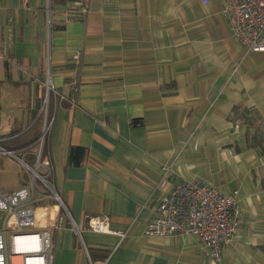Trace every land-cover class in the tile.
Returning a JSON list of instances; mask_svg holds the SVG:
<instances>
[{"label": "crops", "instance_id": "1", "mask_svg": "<svg viewBox=\"0 0 264 264\" xmlns=\"http://www.w3.org/2000/svg\"><path fill=\"white\" fill-rule=\"evenodd\" d=\"M77 1L0 0V148L45 122L48 76L75 96L74 107L48 102L46 181L64 217L50 230L53 264H210L196 237L144 235L182 180L237 192L242 224L220 264H264L263 158L228 119L246 107L264 120V53L237 41L222 0H85L87 14L74 18ZM36 147L0 155L1 194L28 185L23 165L35 168ZM72 147L84 150L79 165L69 164ZM102 216L112 233L88 229Z\"/></svg>", "mask_w": 264, "mask_h": 264}, {"label": "built area", "instance_id": "2", "mask_svg": "<svg viewBox=\"0 0 264 264\" xmlns=\"http://www.w3.org/2000/svg\"><path fill=\"white\" fill-rule=\"evenodd\" d=\"M222 1L237 41L249 52L264 53V0ZM76 5L78 14L71 16L84 18L88 11L86 1L78 0ZM80 57L77 54L73 59L77 68ZM43 87L45 122L38 141L40 152L36 156L35 168L28 167L33 176L26 187L9 194L0 193V264H53L55 245L50 230L59 232L64 224V217L60 213V209H63L61 200L46 181L51 172V163L47 156L42 158L41 153L50 126L46 115L50 96L57 104L68 102L74 107L76 102L75 96L68 98L58 92L51 85L49 76ZM71 87L76 94V75ZM0 155L15 157L14 152L1 148ZM41 167L47 169L45 176L37 174ZM162 171V181H165L171 169L164 166ZM38 179L47 193L37 185ZM51 197L58 205L43 206L42 214L38 216L36 205ZM237 203V192L222 193L205 180H182L169 194L160 198L144 235L196 237L207 249L210 264H220L223 250L231 245L235 232L242 224ZM55 208L57 214L52 212H55ZM40 219H46L50 228L41 226ZM87 225L93 233H112L106 216L88 218Z\"/></svg>", "mask_w": 264, "mask_h": 264}, {"label": "trees", "instance_id": "3", "mask_svg": "<svg viewBox=\"0 0 264 264\" xmlns=\"http://www.w3.org/2000/svg\"><path fill=\"white\" fill-rule=\"evenodd\" d=\"M50 107L47 113V124L50 121ZM231 122H242L246 126L245 142L246 147L257 151L259 149L260 156L264 155V120H261L254 109L246 107H234L229 116ZM44 119L41 115L36 122L30 127L26 134L16 137L11 142L9 151L24 150L31 145H38V141L42 135ZM28 136V137H27ZM27 137V138H26ZM26 138V139H25ZM46 138V137H45ZM45 142V141H44ZM84 154V150L78 147H72L69 150L68 161L71 165H79V162ZM36 157V156H34ZM41 157H46L45 143L42 147ZM107 255L102 256V260L106 259Z\"/></svg>", "mask_w": 264, "mask_h": 264}, {"label": "rangeland", "instance_id": "4", "mask_svg": "<svg viewBox=\"0 0 264 264\" xmlns=\"http://www.w3.org/2000/svg\"><path fill=\"white\" fill-rule=\"evenodd\" d=\"M44 91H45V89H44ZM40 144H38L37 145V147H36V152H35V154H36V156L39 154V152H40ZM256 154L259 156V158L260 157H262L263 159V163H262V168H264V155L263 156H260V154H259V149L256 151ZM23 165V164H22ZM23 167H24V169H25V171L28 173V177H29V179H31L32 178V176H33V174H31V172H30V170H29V168L28 167H26L25 165H23ZM262 168H260L261 169V174H259V173H257V174H255L258 178L260 177L261 179L263 178V180L261 181V186L264 188V169L262 170ZM34 169V168H33ZM46 172H47V169L46 168H43V167H41V168H39L38 170H37V174L39 175V176H41L42 174L44 175V174H46ZM262 175V176H261ZM260 178H259V180H260ZM37 181V185L39 186V188L41 187L42 188V190L43 191H46V189L45 188H43V185L40 183V181H39V179L38 180H36ZM42 186H41V185ZM48 185H49V187L52 189V187H51V185L48 183ZM233 187V186H232ZM53 190V189H52ZM49 191V190H48ZM45 193H47V191L45 192ZM53 204V205H52ZM56 205H58V203L51 197L49 200H48V206L49 207H54V206H56Z\"/></svg>", "mask_w": 264, "mask_h": 264}]
</instances>
